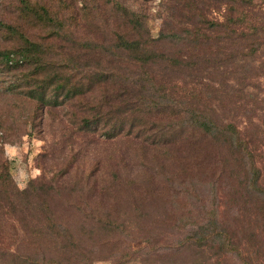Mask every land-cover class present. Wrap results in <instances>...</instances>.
I'll return each mask as SVG.
<instances>
[{
	"label": "trees",
	"instance_id": "1",
	"mask_svg": "<svg viewBox=\"0 0 264 264\" xmlns=\"http://www.w3.org/2000/svg\"><path fill=\"white\" fill-rule=\"evenodd\" d=\"M148 1H10V20H0V90L26 100L27 122L50 138L52 154L35 157L42 175L23 189L0 158V229H12L0 264L102 259L112 249L100 229L118 240L119 209L139 211V196L154 188L136 185L154 173L171 197L189 184L182 198L199 201L191 183L208 178L215 190L224 180L227 198L242 200L264 232V96L253 79L264 72V0H158L153 13ZM213 189L195 210L186 199L171 210L182 222L173 223L174 246L245 263Z\"/></svg>",
	"mask_w": 264,
	"mask_h": 264
},
{
	"label": "rangeland",
	"instance_id": "2",
	"mask_svg": "<svg viewBox=\"0 0 264 264\" xmlns=\"http://www.w3.org/2000/svg\"><path fill=\"white\" fill-rule=\"evenodd\" d=\"M10 1L0 0V20H10L12 15L9 7ZM157 4L158 0H149L145 6L149 13H153L157 9ZM149 25L151 33H155L158 20L151 19ZM6 44L7 42L0 38V47ZM253 79L256 80L257 89L260 88L258 93L264 96V72L256 71ZM247 88L254 90L250 85H247ZM28 111L29 105L26 100L9 96L0 90V158L11 162L13 179L19 189L25 187L28 178L42 175L41 165L45 162L40 164L35 160V157L42 152L47 156L52 154L50 138L47 135H38L31 130L27 122ZM261 145L264 148V143ZM95 153L96 151H91L90 158ZM159 182V176L154 173L151 182L136 185L137 193L145 191L144 186H147L145 188H154L153 192H146L147 195L139 196L138 199L142 203L136 201L134 204L139 211H132L129 208L119 209L118 218L125 227L124 233H120L118 240L115 238L116 234L105 233L100 229L99 239L107 241L103 242L106 246L102 247L106 252L108 248L112 250L102 254V259L95 260L93 264H108L109 261L116 259L120 252L130 253V256L121 258V261L127 258L125 264H188L191 259L196 257L201 258L204 262L208 261L209 264H264V232H261L260 225L252 220L250 208H245L242 200L238 197L227 198L228 194L224 192V180L220 181L219 187L215 184V190L213 189L214 184L212 185L208 178L198 183H191L189 192L196 191L201 201L208 194V187L211 186L217 198L215 207L221 219L219 221L225 222L223 225L232 235V239L237 242L242 255L250 257L245 263L234 256H217L213 250L207 248H203L195 255L190 250H182L180 246L175 247V240L180 237L181 231L173 225V223L177 224V216L171 214V210L176 209V204L182 206V199L191 202L193 210L198 207L200 201L196 196L182 198V190L187 189L189 184L178 189L179 196L171 197L170 191L163 190ZM228 184L237 185L235 179L229 180ZM130 198L128 197V199ZM173 199H177L179 202L171 204ZM130 205L128 204V207ZM86 225L96 231L94 225ZM177 225L180 227L182 222ZM11 230L10 226L0 229L1 244L9 242L8 236Z\"/></svg>",
	"mask_w": 264,
	"mask_h": 264
}]
</instances>
